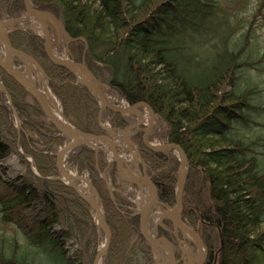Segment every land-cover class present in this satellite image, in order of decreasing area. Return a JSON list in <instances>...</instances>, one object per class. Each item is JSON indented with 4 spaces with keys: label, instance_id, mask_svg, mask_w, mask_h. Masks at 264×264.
<instances>
[{
    "label": "trees",
    "instance_id": "16d2710c",
    "mask_svg": "<svg viewBox=\"0 0 264 264\" xmlns=\"http://www.w3.org/2000/svg\"><path fill=\"white\" fill-rule=\"evenodd\" d=\"M32 1L53 13L72 39L81 38L70 44L74 60L85 56L96 78L117 88L130 105L149 104L163 121L165 139L186 152L190 169L183 219L206 244L207 264H264V158L256 153L260 139L242 135L239 129L248 125L245 109L257 108L251 103L258 90L241 91L238 86V73L250 66L241 59L246 44L226 47L210 64V55H198L186 43L196 33L198 41L210 44V23L218 18L215 1ZM8 2L0 0V19L18 18L25 11L20 1L6 7ZM154 3L159 5L155 18L149 14ZM10 40L44 67L66 118L82 132H100L98 101L66 69L50 62L43 40L25 31L15 32ZM0 79L14 100L24 131L37 136L25 137L21 144L48 188L41 186L30 166L24 177L0 180L4 187L0 212L27 243L15 247L10 243L6 257L0 253V264H94L100 233L92 208L63 182L50 179L59 176L51 151L63 140L55 136L51 124L37 120L43 116L38 106L26 102L28 93L1 68ZM13 120L0 95V161L12 152L5 137L14 134L17 141ZM113 125L127 127L119 116ZM139 146L160 201L173 207L178 159L149 151L140 142ZM74 161L89 173L103 201L113 234L108 264H156L140 233V218L129 211L121 214L111 201L95 152L85 150ZM98 162L106 171L103 153ZM110 174L117 187L116 172ZM116 198L120 205L132 206L120 194Z\"/></svg>",
    "mask_w": 264,
    "mask_h": 264
},
{
    "label": "water",
    "instance_id": "95a60500",
    "mask_svg": "<svg viewBox=\"0 0 264 264\" xmlns=\"http://www.w3.org/2000/svg\"><path fill=\"white\" fill-rule=\"evenodd\" d=\"M27 11L31 14L42 26L44 30V41H45V51L49 59L57 66L68 69L78 81L86 86L90 92L100 101L101 103V118L102 115L109 109L116 114H120L123 117H133L137 113L140 114V109L145 108L150 112L152 116L150 119V124L144 130L143 144L148 149L155 153L161 155H168L170 153L177 152L179 155V166L177 171L178 184H177V196L176 204L172 208L163 204L159 199V192L148 175V167L144 160L139 154V150L136 144L131 141L128 133L134 129H138L145 120H138L137 123L127 129L126 131L115 130L112 128H105L100 120V126L107 133L98 135H89L81 132L75 128L68 120L65 118L63 110L60 113L52 109V103L48 102L44 96L43 91L40 89L37 77L41 75L50 82L49 78L45 74L44 70L40 64L30 55L21 51L15 47L10 41V34L20 31L27 30V28L16 27V23L20 20L6 21L0 20V66L1 68L13 79H15L22 87H24L27 92L36 100V102L41 107L43 113L48 118V120L56 127V129L68 140L70 143L67 144L58 154V168L60 175L69 182V185L76 190L78 195L87 202L97 215L98 227L106 235V242L104 246L99 250L98 255L95 259L94 264H100L102 258L104 261L107 260L108 252L110 249L112 241V233L107 224L105 213L103 210L100 195L94 188L92 183L85 178H75L71 176L64 169V158L65 156L72 152L76 148L93 149L98 155L100 151H104L110 159H112L114 166L117 170L118 175L121 177L122 181L131 184L138 188L139 190V216H140V230L143 237L150 244L152 251L154 253L156 264H179L180 261L176 257V252L174 250L173 243L166 237L158 238L153 235L150 230V225L153 220L161 215L163 210L160 207H164L170 212L167 216H162L156 224V227L161 225L163 228L167 229L163 224L162 220H171L173 224L172 233L178 238L179 232L183 234L185 239L188 236L194 239V243L199 249V264H205L207 258V247L202 241L198 233L189 228L182 221L183 213V194L187 182L188 171H189V160L186 152L177 144L167 143L163 145H152L150 144L151 134L154 128V121L158 116L155 114L153 109L149 104L141 103L136 104L130 108L122 109L114 106L110 103L107 93L114 90L112 87L105 85L97 80L94 74L89 70L86 65L85 60L81 63L75 62L73 60H65L56 57L52 52L51 47V36H50V25H53L58 34H63L67 43L69 44L73 40L70 38L65 28L60 24L57 18L45 11L36 10L31 0H24ZM15 60L20 62L24 67V73H16L12 70L15 68ZM25 81V82H24ZM43 88L45 91L48 90L47 86L43 83ZM0 90L5 93L9 101L12 103V99L5 88V86L0 82ZM55 108V107H54ZM17 117V113L14 112ZM100 118V119H101ZM120 134V135H117ZM119 143H124L127 146L129 155L132 156V163L128 164L120 150ZM138 162L141 163L142 169ZM102 179L106 182L108 190L111 195L112 201L116 204L115 189L110 184L105 173H100ZM77 182L86 183L89 187L88 190H84L82 187L78 186ZM183 244L184 242H179Z\"/></svg>",
    "mask_w": 264,
    "mask_h": 264
},
{
    "label": "rangeland",
    "instance_id": "374dc122",
    "mask_svg": "<svg viewBox=\"0 0 264 264\" xmlns=\"http://www.w3.org/2000/svg\"><path fill=\"white\" fill-rule=\"evenodd\" d=\"M214 1L218 6V10H216L218 17L217 19H225L227 26L224 25L214 27V23H210V44L206 43L203 40L198 41L195 39L191 42L190 47L198 55H202L204 57H208V55H210L211 64L216 55L224 53V49L226 47L233 48L236 44L244 45L243 42L246 44L241 59L243 62L248 63L247 66H250L243 67L242 70L238 73L240 77L238 86H240L239 90L241 91L248 88H255L258 90L257 95L253 97L251 103L252 107L256 106L257 108L245 109L243 115H246L248 117V125L245 126L242 124V127L240 126L239 129L240 134L242 135L249 136L252 134L253 137L256 138V140L260 139V141L258 142L261 145L256 148V153L262 155L264 158V0ZM224 17H229V19ZM31 20L32 19L30 17L29 19H26L25 25H33ZM226 27L230 28L231 35L228 32V28ZM52 34L54 39L56 40V42L54 40L52 42L53 51L56 55L60 56L61 53L60 57H64L62 48L65 49L67 47V43L63 38L61 39V42H58L59 37L55 29H52ZM110 96L113 98V101L115 103H120V95L117 92L111 93ZM3 101L4 105L9 110L10 105L7 99L4 98ZM26 102H28L29 104H33L29 96H26ZM13 119L14 120L12 121V123L17 132V141H15L14 134L12 135V137H5L7 141L12 143V152L6 158H3L0 161L1 181L17 180L18 177L26 176L29 169L32 170L31 166L28 169L30 160L25 156L27 155L26 152L24 151L22 154V152L19 150L21 149L22 145L20 144V142L25 139V136H23L24 132H22V120L20 122H17L15 120V117H13ZM37 120L46 122L43 117ZM148 122L149 120L146 121V124ZM160 124L161 122H159V120H156L152 135V141L154 144H159L160 142L165 143L163 135L161 137V132L163 133V127L161 124V127L159 128ZM245 124L247 123L245 122ZM142 127H145V125H143ZM158 128L161 130H158ZM18 131H20L21 135L18 133ZM28 137L37 138L35 132L33 131H29ZM159 137H161V139ZM171 155V158H178L177 152H174ZM9 165H11V167ZM72 170L74 171V173L77 172L76 169ZM3 188L4 187L0 185V197L3 195ZM58 192L61 191L58 190ZM122 211L124 212V209H122ZM99 237L100 241L98 244V250L103 246L106 240V236L104 233ZM10 243L13 247H15L16 245L26 246L27 244L24 235L19 231V229L12 223H7L4 220L3 214L0 212V253L2 255L8 253ZM31 250L34 249L32 248Z\"/></svg>",
    "mask_w": 264,
    "mask_h": 264
},
{
    "label": "bare ground",
    "instance_id": "6f19581e",
    "mask_svg": "<svg viewBox=\"0 0 264 264\" xmlns=\"http://www.w3.org/2000/svg\"><path fill=\"white\" fill-rule=\"evenodd\" d=\"M158 10H159V5L156 4V3H154V4H152V6H150V8H149V14L153 15V18H155L154 16L158 13ZM224 18L229 19V17H224ZM26 19H28V18H25L22 22L18 23L16 26H24V25L26 24ZM10 21H11V20H10ZM31 21H32V20H31ZM225 21H226L225 19H224V20L214 19V23L217 24L218 26H224V25L227 26V23H226ZM37 29H38V32L42 33L41 28L37 27ZM194 35H195V37H196V38H195L196 40L200 39V36H199L198 34L194 33ZM195 39H194V40H195ZM192 41H193V39H189V40L186 41V43L189 44V46H191V42H192ZM62 52L64 53V56H65L67 50L65 51L64 49H62ZM60 54H61V53H60ZM12 70L19 74V71L16 70L15 68H12ZM37 80H41L42 83L48 85V81H47L42 75H41V77L38 76V77H37ZM24 82H25V81H24ZM45 98H46V100H47L48 102H51V103H52V105H53V106H52V109H54V107H55V111L58 112V113H60V110H59V108L57 107V105H58V104H57V101H56L55 97L53 96L51 90H50L49 92H45ZM59 102H61L60 99H59ZM141 103H145V102H139V104H141ZM128 104H129V103H128ZM137 104H138V103H137ZM135 105H136V104H135ZM140 111H141V113H140V114L137 113L135 116H133V119L136 118V120H146V121H148V120L151 119L152 116L150 115V112L147 111L145 108L140 109ZM3 136H4V135H3ZM9 166L11 167V165H9ZM160 208L163 210L162 212H164V213H162L161 215H159V216L157 217L156 222H158V221H159V218H162V216H167L168 214H170V212L167 211L166 208H164V207H160ZM206 254H207V252H206ZM199 258H200V256H199V253H198V254H197V259H198V261H199ZM103 263H104V258H102L101 261H100V264H103Z\"/></svg>",
    "mask_w": 264,
    "mask_h": 264
},
{
    "label": "flooded vegetation",
    "instance_id": "af4514ba",
    "mask_svg": "<svg viewBox=\"0 0 264 264\" xmlns=\"http://www.w3.org/2000/svg\"><path fill=\"white\" fill-rule=\"evenodd\" d=\"M17 1H20L22 3V5L24 6L25 8V12H27V8H26V5L24 3V0H16L15 2ZM39 8V7H38ZM144 127H142V129H139V131H137V133H132L131 134V140L132 141H135L136 143H141V141L143 142V135L144 133H142ZM142 138V140H141ZM165 225L168 227V229H164L162 226H159L158 227V235L159 237H167L168 239H170L171 241L174 242L175 244V249H176V252L179 253V256L182 258V263L181 264H187L189 263L190 259H194L195 257H197L195 254H197V247L195 246L194 249H193V252H189L186 248L185 249H181L179 247V243H177L175 240H174V235L172 234L174 232L173 230V225L168 221H164ZM209 257V256H208ZM208 262V261H207ZM206 262V264H207ZM193 264H198V262L195 260L193 261Z\"/></svg>",
    "mask_w": 264,
    "mask_h": 264
}]
</instances>
